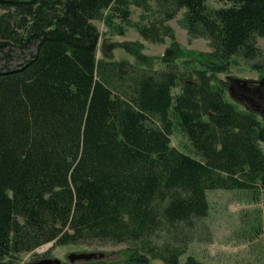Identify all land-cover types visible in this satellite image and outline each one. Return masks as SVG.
<instances>
[{"label":"trees","instance_id":"1","mask_svg":"<svg viewBox=\"0 0 264 264\" xmlns=\"http://www.w3.org/2000/svg\"><path fill=\"white\" fill-rule=\"evenodd\" d=\"M207 1L0 0V264L49 243L125 245L128 264H181L210 191L264 193V122L217 80L233 57L264 72V0ZM133 5L144 40L172 38L167 22L185 9L189 36L213 51L179 62L175 43L160 69L106 48L99 59L94 21L110 11L127 24ZM176 131L188 152L171 145Z\"/></svg>","mask_w":264,"mask_h":264},{"label":"rangeland","instance_id":"2","mask_svg":"<svg viewBox=\"0 0 264 264\" xmlns=\"http://www.w3.org/2000/svg\"><path fill=\"white\" fill-rule=\"evenodd\" d=\"M230 5V2L224 0L207 1V6L212 9ZM185 12V9L181 10L175 18L167 22L173 30V37L166 38L164 43L157 44L144 40L139 34L138 26L146 22L142 9L131 6V15L127 24H123L118 18H110V11H105L102 19L94 21L100 31L98 58L105 57L103 51L106 48L113 59L127 60L136 64L144 63L160 69L164 67L162 60L172 48H175V43L184 50L183 54L179 55V62L193 57L202 58L203 55L210 54L213 49L209 40L204 37L193 39L184 28ZM256 42L257 46L264 51V38L257 37ZM121 43L134 46L131 50L116 46ZM141 55L145 59L139 58ZM1 56L0 67L5 64ZM14 56L13 67L20 65L23 57L18 49L14 50ZM228 62L229 71L217 75L218 82L226 89L225 97L238 110L253 112L247 108L250 103L242 102L232 96L229 87L234 85V81L262 82L264 72L252 69L240 57H233ZM256 100L258 103L262 102L261 98ZM262 105L253 113L261 122H264V116L261 114L264 112V101ZM171 145L185 152L190 150L188 139L178 131L172 135ZM208 200L209 215L200 222L194 241L189 245L181 264L185 263L188 256L201 264H264V193L251 195L241 190H213L208 193ZM124 249H126L125 245L55 246L54 243H49L34 252L22 254L20 264H31L45 258H57L62 264H70L67 256L81 252L102 253L103 256L91 262L79 261L74 264H128L123 253ZM151 264L165 263L152 260Z\"/></svg>","mask_w":264,"mask_h":264},{"label":"flooded vegetation","instance_id":"3","mask_svg":"<svg viewBox=\"0 0 264 264\" xmlns=\"http://www.w3.org/2000/svg\"><path fill=\"white\" fill-rule=\"evenodd\" d=\"M229 91L232 96H235L238 100L242 102H249L250 106H248L247 108L253 112H256L257 109L260 108V106H263L262 102L264 101V81H250L245 85L238 81H234V85L229 87ZM256 98H261L262 102L258 103Z\"/></svg>","mask_w":264,"mask_h":264},{"label":"water","instance_id":"4","mask_svg":"<svg viewBox=\"0 0 264 264\" xmlns=\"http://www.w3.org/2000/svg\"><path fill=\"white\" fill-rule=\"evenodd\" d=\"M264 81V79L262 80ZM240 83H242L243 85L247 84L246 81H239ZM261 114L264 116V112H261ZM103 254H97L94 252H81V253H71L70 255L67 256L69 263L70 264H74L76 262H91L93 260H96L100 257H102ZM31 264H62L61 260L57 259V258H45L42 260H39L37 262L31 263Z\"/></svg>","mask_w":264,"mask_h":264}]
</instances>
